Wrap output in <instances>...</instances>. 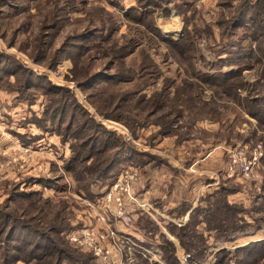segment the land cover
<instances>
[{
    "label": "rangeland",
    "instance_id": "rangeland-1",
    "mask_svg": "<svg viewBox=\"0 0 264 264\" xmlns=\"http://www.w3.org/2000/svg\"><path fill=\"white\" fill-rule=\"evenodd\" d=\"M263 7L0 0V264H264ZM186 34L182 59L165 42ZM229 74L226 90L201 80ZM107 138L104 156L129 157L85 189Z\"/></svg>",
    "mask_w": 264,
    "mask_h": 264
},
{
    "label": "trees",
    "instance_id": "trees-1",
    "mask_svg": "<svg viewBox=\"0 0 264 264\" xmlns=\"http://www.w3.org/2000/svg\"><path fill=\"white\" fill-rule=\"evenodd\" d=\"M264 3V0H261ZM248 7L249 4H248ZM239 17L238 18H243V16L247 17L249 16L248 14V10L247 8H245V6H240L239 7ZM237 18V19H238ZM250 20L254 25H258L260 24L261 26H264V7L260 9V11L255 14L254 18H252L250 16ZM231 24H232V20L228 23V25L231 28ZM253 25V26H254ZM252 37L258 42V55L259 58H257V60H260V58L263 57L264 55V29H262V27L260 26H256L253 27L252 29ZM166 44L169 45V48L172 50V53L179 55L182 59L186 58L189 59L192 57V53L196 52V47L193 41V37L190 34H186L181 40L179 41H166ZM194 59V57L192 58ZM238 75L236 74H229V75H225V76H220L219 78H212V77H203L201 78V80L204 83H210V84H214L216 87H222L224 90H226V88H232L234 86V84L230 85L229 79H233L235 77H237ZM264 77V76H263ZM114 82L118 83H129L132 82V80H130V78L128 77H123L121 75H116L114 80ZM222 82H224L225 84H221ZM186 95H193L190 92H187ZM235 99L239 98L238 93H234L232 95ZM192 97V96H191ZM260 102H264V99L262 98L261 100H253L254 104H259ZM264 109V108H263ZM254 118L258 119L263 125H264V111L263 113H261L260 111H256V112H250ZM129 126V124H128ZM99 140H97V142L94 144L93 141L89 142L91 143V147L95 148L98 147L100 145H102L101 143L103 142H98ZM107 142L105 144H103V148H106V150L103 152L101 149H97L98 151V155L96 156V162L93 164V168L94 170H90V173L92 175V177L90 178V180L88 181L86 178H84L83 176L79 179V183L82 187H84L85 189H88V187L90 188V182L97 180V181H104L106 179H108V177L111 175L112 170L114 169V167H116L119 163H123V161L127 160V157H129V155L127 153H125L124 155H115L112 157V155H108V156H104L106 155L107 151L109 150V142L111 140H106ZM100 158H104L103 162L102 161H98ZM79 158H75V160L73 161V163L71 164H77ZM97 166H96V165ZM69 170H73L71 168H69ZM228 205V204H227ZM225 208H228L225 207ZM221 210V205L216 206V208L213 211H219ZM37 231V232H36ZM50 231V230H49ZM14 232V229L12 230V232L10 234L7 235L8 239L10 240V237L12 236ZM32 233L37 237V235H40L43 240H50V238L47 236L46 233H42L39 232L38 230H34L32 231ZM53 233V232H52ZM29 237V236H28ZM263 244V243H262ZM30 247H32V250H43L45 246L39 245V244H29ZM16 248H14L15 250ZM54 252H49L46 254V256H53V255H60L61 254V250L54 246ZM18 253H21L22 251L17 249L16 250ZM25 251V250H23ZM264 258V254L262 257H260V259Z\"/></svg>",
    "mask_w": 264,
    "mask_h": 264
},
{
    "label": "built area",
    "instance_id": "built-area-1",
    "mask_svg": "<svg viewBox=\"0 0 264 264\" xmlns=\"http://www.w3.org/2000/svg\"><path fill=\"white\" fill-rule=\"evenodd\" d=\"M261 147L262 146L260 145L259 148L261 149ZM257 152H258V149H256V153L254 156L252 154V156L250 158L251 160H248V165L244 164L245 172L248 171V175L253 173V165L258 161ZM118 202H120V204H119L120 207H124L126 209V205H123L122 202L120 201V199H118ZM106 207H107V204L105 205L104 209H108ZM120 210L122 211V208ZM104 235L105 236H102V234L97 233L95 230H91V229L86 230L85 238H84L85 243L88 242V244H91L93 242L98 241L99 238H102V239L107 238V234H104ZM73 239H74V241H78V239L76 237H74ZM109 253H110V251H107V254H109Z\"/></svg>",
    "mask_w": 264,
    "mask_h": 264
},
{
    "label": "crops",
    "instance_id": "crops-1",
    "mask_svg": "<svg viewBox=\"0 0 264 264\" xmlns=\"http://www.w3.org/2000/svg\"><path fill=\"white\" fill-rule=\"evenodd\" d=\"M84 219V216H83V218H82V220Z\"/></svg>",
    "mask_w": 264,
    "mask_h": 264
},
{
    "label": "bare ground",
    "instance_id": "bare-ground-1",
    "mask_svg": "<svg viewBox=\"0 0 264 264\" xmlns=\"http://www.w3.org/2000/svg\"><path fill=\"white\" fill-rule=\"evenodd\" d=\"M171 26V25H170Z\"/></svg>",
    "mask_w": 264,
    "mask_h": 264
}]
</instances>
